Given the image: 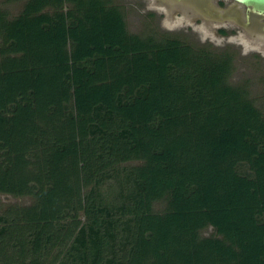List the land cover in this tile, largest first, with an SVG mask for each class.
Wrapping results in <instances>:
<instances>
[{"label":"trees","instance_id":"1","mask_svg":"<svg viewBox=\"0 0 264 264\" xmlns=\"http://www.w3.org/2000/svg\"><path fill=\"white\" fill-rule=\"evenodd\" d=\"M107 1L29 0L11 21L0 15V195L32 199L0 206V264H60L82 225L103 223V210L81 198L77 133L115 113L142 122L146 138L156 120L165 137L134 181L132 261L264 264L261 113L241 93L214 89L227 63L202 70L179 39L129 34ZM71 3L80 14L69 24L41 13ZM90 63L101 77L85 73ZM187 150L195 154L182 167ZM246 161L251 180L235 170Z\"/></svg>","mask_w":264,"mask_h":264},{"label":"rangeland","instance_id":"2","mask_svg":"<svg viewBox=\"0 0 264 264\" xmlns=\"http://www.w3.org/2000/svg\"><path fill=\"white\" fill-rule=\"evenodd\" d=\"M28 1L0 0V15L4 20L11 21L27 10ZM107 2L110 8L120 11L129 34L153 39L155 42L171 38L179 39L180 42H185L191 47L193 58L198 56L197 63L202 70H210L217 63L229 64L223 82L214 89L241 93L240 97L259 111L264 120V50L261 46L251 43L242 35L221 36L215 30L189 29V20L183 19L184 16L177 18L172 16L174 13L170 14L171 11L166 16H161L160 11L166 10L161 4H156L157 8L153 10L152 4L144 0H108ZM77 8L71 3L70 6L61 8L62 10L57 7L45 8L41 13L52 16L61 14L60 20L67 19L66 23L69 24L80 14L76 12ZM1 26L5 25L0 21ZM98 59L103 60L104 57ZM224 59H227V62H224ZM211 63L214 64L211 66ZM85 73L95 78L102 76V70L92 63L87 65ZM78 74L76 70L71 73L73 77ZM186 88L191 92L196 85L191 81L187 83ZM143 95H145L144 88L136 93L137 98ZM132 103L131 98L123 97L120 106L129 108ZM142 124L141 122L137 125L133 120H123L120 114L115 113L107 114L106 117L103 115L101 120L79 129L77 143L78 176L82 183L81 198L92 204L93 211L103 210L105 217L101 225L84 224L79 228L69 248L63 254L60 264H155L152 257L137 263L132 261L129 237L132 233L131 218L138 209V190L134 181L140 174L139 170L147 167L148 155L164 149L165 137L158 122L154 120L153 128L149 122L146 129H151L149 132L154 134L149 138L145 137ZM194 154V150L184 151L177 161L183 167ZM262 162H255L259 171L264 170ZM251 166L247 161L238 162L235 170L239 175H245L251 180L253 171ZM258 177L260 176L255 178ZM57 198L55 201L60 200V196ZM165 200L166 198H163L153 203L152 211L163 212ZM31 202L30 197L13 198L0 195V206L3 208L9 205H29ZM93 211L92 213L95 214ZM248 216L250 218L253 215ZM208 230L205 233L210 234Z\"/></svg>","mask_w":264,"mask_h":264},{"label":"flooded vegetation","instance_id":"3","mask_svg":"<svg viewBox=\"0 0 264 264\" xmlns=\"http://www.w3.org/2000/svg\"><path fill=\"white\" fill-rule=\"evenodd\" d=\"M144 1L152 4L153 10L157 8L156 4L165 6L166 10L159 13L161 16H166L171 11V15L172 13L176 14L172 16L188 18L189 29L215 30L221 36L228 34L238 37L242 35L264 50V12L261 14L256 11L257 9L254 10L252 6H247L238 0ZM226 60L224 59V62H227Z\"/></svg>","mask_w":264,"mask_h":264},{"label":"water","instance_id":"4","mask_svg":"<svg viewBox=\"0 0 264 264\" xmlns=\"http://www.w3.org/2000/svg\"><path fill=\"white\" fill-rule=\"evenodd\" d=\"M244 3L247 6H252L254 9H257L259 13L264 12V0H238Z\"/></svg>","mask_w":264,"mask_h":264}]
</instances>
